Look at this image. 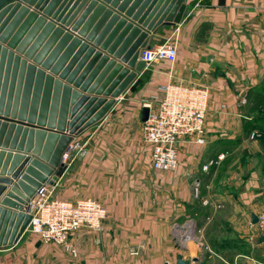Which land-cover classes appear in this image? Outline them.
Segmentation results:
<instances>
[{"label":"crops","instance_id":"1","mask_svg":"<svg viewBox=\"0 0 264 264\" xmlns=\"http://www.w3.org/2000/svg\"><path fill=\"white\" fill-rule=\"evenodd\" d=\"M152 1L127 0L125 10L136 2L129 16L142 6L139 19L152 12ZM182 4L177 24L147 34L149 48L172 38L175 60L153 61L135 72L105 115L72 137L83 142L85 150L72 151L55 184L49 185L56 198L89 197L100 202L106 211L100 229L71 233L76 251L71 255L58 245L40 243L25 226L15 243L0 247V264H173L177 256L198 258L190 264H264L261 243V248L252 244L228 261L202 241L198 222L212 213L203 210V198H196L193 191L195 185L197 190L208 186L210 173L203 166L218 164L224 157V140L239 138L243 121L254 115L240 98L248 89L264 86V0H182ZM100 18H94L91 28ZM165 84L204 85L209 94L203 142L181 139L176 167L160 172L149 162L140 110L143 100L160 97L157 88ZM4 162L5 154L0 168ZM12 162L11 157L6 160V169ZM9 176L6 170L0 174ZM2 186L0 198L10 185ZM250 213L240 212V220L250 222ZM131 247L136 254H129Z\"/></svg>","mask_w":264,"mask_h":264},{"label":"water","instance_id":"2","mask_svg":"<svg viewBox=\"0 0 264 264\" xmlns=\"http://www.w3.org/2000/svg\"><path fill=\"white\" fill-rule=\"evenodd\" d=\"M118 1L0 0V174H10L0 177V193L10 185L0 198V247L17 241L29 220L24 205L65 169L61 155L72 137L102 118L144 67L138 53L149 48L147 34L177 24L184 9L182 0H153L152 12L137 19L142 6L130 18L136 2L125 10L127 0ZM147 112L141 108V121ZM197 260L177 256L173 264Z\"/></svg>","mask_w":264,"mask_h":264},{"label":"built area","instance_id":"3","mask_svg":"<svg viewBox=\"0 0 264 264\" xmlns=\"http://www.w3.org/2000/svg\"><path fill=\"white\" fill-rule=\"evenodd\" d=\"M175 58L176 46L172 38L138 53V59L145 64L159 60L171 63ZM157 89L161 94L159 98L151 96L141 103L142 107L148 109L146 119L141 123V130L143 140L149 146L151 167L167 172L176 167L177 144L181 139L189 137L197 144L203 142V121L209 92L206 86L195 84H165ZM240 100L244 102V94ZM255 133H251V138ZM84 150L83 142L71 139L61 155V161L65 163L72 151L83 154ZM201 203L206 204L207 199L203 198ZM23 211L29 215L26 229L40 243L58 245L71 255L76 253L70 242L71 233L81 228L93 231L100 229L101 221L106 215L104 206L97 200L89 197L56 198L48 184L37 189L24 205ZM256 215V237L264 245V241L260 239L264 236V210ZM128 252L136 254V249L131 247Z\"/></svg>","mask_w":264,"mask_h":264},{"label":"rangeland","instance_id":"4","mask_svg":"<svg viewBox=\"0 0 264 264\" xmlns=\"http://www.w3.org/2000/svg\"><path fill=\"white\" fill-rule=\"evenodd\" d=\"M260 124L256 122V128H248V134L243 135L242 131L239 138L224 140V157L218 164L212 161L206 166L210 173L208 186L198 190L194 186L193 190L196 198L207 199L201 207L212 213L198 222L201 239L228 261L237 253L247 252L252 244L261 248L256 225L239 218L240 212L247 216V212L264 210V134L259 136ZM252 132H256L253 138Z\"/></svg>","mask_w":264,"mask_h":264},{"label":"trees","instance_id":"5","mask_svg":"<svg viewBox=\"0 0 264 264\" xmlns=\"http://www.w3.org/2000/svg\"><path fill=\"white\" fill-rule=\"evenodd\" d=\"M245 103H247L248 112L254 115L250 119H245L242 123L243 135L248 134V128H256L255 123H261L258 126L259 136L264 134V86L248 89L245 93ZM263 112L260 116L257 113ZM251 131V130H250Z\"/></svg>","mask_w":264,"mask_h":264},{"label":"bare ground","instance_id":"6","mask_svg":"<svg viewBox=\"0 0 264 264\" xmlns=\"http://www.w3.org/2000/svg\"><path fill=\"white\" fill-rule=\"evenodd\" d=\"M25 213V212H24Z\"/></svg>","mask_w":264,"mask_h":264}]
</instances>
